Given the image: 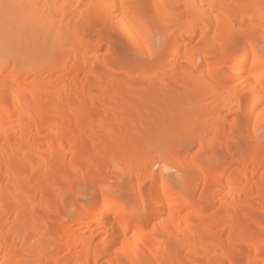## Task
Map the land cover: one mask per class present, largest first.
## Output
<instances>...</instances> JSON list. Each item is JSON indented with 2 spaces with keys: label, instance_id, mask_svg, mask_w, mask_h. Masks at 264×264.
Here are the masks:
<instances>
[{
  "label": "bare ground",
  "instance_id": "6f19581e",
  "mask_svg": "<svg viewBox=\"0 0 264 264\" xmlns=\"http://www.w3.org/2000/svg\"><path fill=\"white\" fill-rule=\"evenodd\" d=\"M263 127L264 0H0V264H264Z\"/></svg>",
  "mask_w": 264,
  "mask_h": 264
},
{
  "label": "rangeland",
  "instance_id": "374dc122",
  "mask_svg": "<svg viewBox=\"0 0 264 264\" xmlns=\"http://www.w3.org/2000/svg\"><path fill=\"white\" fill-rule=\"evenodd\" d=\"M9 47H10V45H7L6 46V49L8 50ZM14 48H15V46H14ZM128 50H129V48L127 49V51ZM137 54L139 55L138 56L139 58L143 57V58H141L142 60H145V59L147 60V58L145 56H143L142 54H140L138 52H135V55H137ZM5 63H6V65L8 67H10V66L20 67V65L19 64H15L14 61H13V59L11 60V58H10V60L6 61ZM35 73H41L40 72V68H37V70H36ZM222 117H227L228 119H235V118H237L238 117V113L236 111V106L233 107V109H231V112L230 113H226V112L225 113H222ZM262 129H264V127ZM205 150L204 151L203 150H200L199 149V145L196 143L195 146H194V148L185 157V159H180L179 160L180 162H177V161L174 162L173 163V166L170 167L169 171H171V172H173L175 174H181L182 173L181 172L182 169L185 168V166L183 165V163L192 164V163L197 162L201 158L202 159H205L206 158L205 155H207V154H204V153H207V152H205ZM155 167H156V169H158L159 168V164L158 165L155 164ZM106 175L109 176V177H112L111 178L112 179L111 182H113L112 185H114V187L112 186L113 188L110 187V188L107 189V191L109 190V193H114V194H111L113 196L117 195L118 196V199H120V198L124 199L123 195L121 194L122 196H120V193L116 189L117 188L121 189V187H120L121 185H122V190L125 188V187L123 188V186H124L123 184L126 183V181H127L128 178H130L129 177V174H128V171L125 170V169L119 168L118 167V163H114L113 166H108L106 168ZM131 179L135 180L136 178L133 177ZM117 180L119 181L118 183H117ZM119 183H121V185L118 186ZM189 183L192 184L191 180H189ZM115 185L118 186V187L116 188ZM201 187H202V185L200 183L199 184V187H198V190L199 191L201 190ZM114 190H116V192H114ZM123 192H124V190H123ZM68 197H69V199L67 198V200H69L68 202H70L69 203L70 204V207H69L70 215L73 216L75 214V212H76V209H77V207H76V198H75V196L73 194L68 195ZM214 209H216V208L214 207ZM214 209L213 208H211L209 210L207 209L208 210L207 213L212 212ZM65 223H68V220L67 219L65 220Z\"/></svg>",
  "mask_w": 264,
  "mask_h": 264
}]
</instances>
